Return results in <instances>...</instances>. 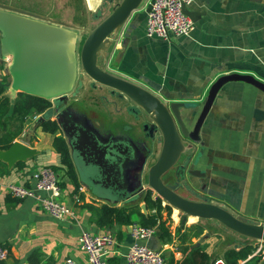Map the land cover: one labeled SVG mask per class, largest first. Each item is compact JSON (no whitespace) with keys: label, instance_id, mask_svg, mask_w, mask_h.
Masks as SVG:
<instances>
[{"label":"crops","instance_id":"crops-1","mask_svg":"<svg viewBox=\"0 0 264 264\" xmlns=\"http://www.w3.org/2000/svg\"><path fill=\"white\" fill-rule=\"evenodd\" d=\"M84 1L86 6L82 19L86 21L82 23L72 15L74 10L80 13L77 0H0V4L62 22L79 30L87 26L91 19L95 21L99 18L103 10L121 3V0ZM188 12L194 22L191 34L164 41L146 35L147 8L141 6L115 33L108 50L107 69L116 76L148 89L166 103L192 104L193 109L183 112V118L192 130L210 88L219 78L239 74L253 76L264 82V0H194L188 7ZM10 65L11 59H0V98H9L14 107L22 92L16 95L11 93L13 79ZM85 83L88 89L90 86H97L89 79ZM84 89L83 86L78 95L70 98L67 105L59 109H54L50 101V109H54L55 113H68V121L73 119L72 116L77 121H83L84 126L97 135L101 149L108 156L119 159L116 162L119 185L133 193L141 186V182L139 186L134 184L131 187L122 184L121 173L131 171L124 166V155L113 152L110 141L103 138L92 126L95 118L107 123L108 112L112 108L106 107L105 112V104L98 95L95 101H99L103 107H100L102 110L99 113L95 112L100 108L88 103L90 98L83 99L87 94L83 92ZM93 90L100 94L106 93V90L100 88ZM79 102L80 105L77 106L76 103ZM119 113L124 126L130 127L132 136L135 135L140 140L144 138L141 122H137L127 110H120ZM44 114L28 117L22 135L14 143H26L27 134ZM50 120L58 123L57 115ZM58 125L60 127L59 123ZM57 136L67 141L72 157L69 138L61 127ZM200 136L203 145H197L196 149L198 154L203 149V156L193 169L203 173L204 178L201 180L204 182L206 198L216 205L232 210L240 217L264 223V92L245 82L225 85L215 99ZM55 137L43 132L40 126L35 129L32 140L28 143L31 149L37 151L35 157L13 165L0 159V246H6L10 250L9 258L0 264H63L69 257L86 263L87 256L79 250L78 240L84 231L89 230L114 234L118 244L109 258V263L125 264V255L134 243L132 226L99 228L93 222L92 213L85 207L87 204L120 207V203L113 204L108 199L94 195L81 182L74 164L80 187L77 190L62 169L61 157L53 147ZM127 144L131 148L130 143ZM132 155H135L132 151L127 155L131 156L127 159L130 164L137 157ZM122 164L124 168L119 170ZM43 166L60 168L61 200L74 209L75 219L56 220L44 213L34 199L20 201L14 208L8 209V187L13 184L34 185L32 176ZM139 171L141 174L142 168ZM201 180H194L196 189L200 187ZM79 198L80 202H77ZM172 223L171 242L165 243L160 234L142 242L151 249L162 251L166 264H177L184 258L183 250L187 245L181 244L180 236L191 226L184 227L177 235V221L173 219ZM195 224L203 226L198 222ZM206 232L207 230L200 238ZM209 235L200 247L212 259L223 258L225 252L232 248L220 251V240L212 234ZM200 238L193 239L194 246ZM31 258L33 262L30 261Z\"/></svg>","mask_w":264,"mask_h":264},{"label":"water","instance_id":"water-1","mask_svg":"<svg viewBox=\"0 0 264 264\" xmlns=\"http://www.w3.org/2000/svg\"><path fill=\"white\" fill-rule=\"evenodd\" d=\"M144 1L121 0L113 13L100 25L94 30H86L88 36L79 56L76 52V44L80 39L79 30L62 22L0 4V59H11V93L16 95L22 92L52 101L54 109H59L67 105L70 98L80 93L86 79L109 89L111 96L131 102L137 114L140 112L142 116L148 117L152 125L150 128L145 124V131L152 133L156 130L163 136V151L158 161L149 169L147 190L157 194L168 206L181 213L182 227L186 226L189 218L216 221L245 238L264 241V223L240 217L232 210L216 205L199 194L198 201L185 200L174 192L180 183L168 187L162 180L179 162L185 151V139L192 141L195 147L203 145L200 131L217 95L225 85L245 82L264 92V82L253 76L239 74L219 78L210 88L202 112L194 128L190 130L183 118V112L193 109L192 104L166 103L148 89L116 76L109 72L107 67L99 64L101 53L107 54L115 33L141 8ZM184 12L190 15L188 7L184 8ZM97 86L93 85L92 88ZM54 109L48 110L36 121L34 128L27 134L26 143L16 142L9 150H0V159L13 165L35 157L37 151L28 145L35 129L57 115L62 131L69 138L72 158L81 182L94 195L108 199L113 204L120 203L121 207L143 200L146 191L143 185L139 187V192L133 195L119 185V172L116 170V162L119 159L116 156H108L101 149L97 135L85 127L83 121H77L73 116V119L68 121L65 112L55 113ZM137 118L141 119L139 115ZM202 156L203 149L200 150L195 165L200 162ZM190 162L189 156L185 163L177 168V176L184 182ZM188 176L200 180L204 178L203 173L197 169L189 170ZM141 208L147 215L146 204L141 205ZM209 236L206 233L194 247H200ZM258 264H264V258Z\"/></svg>","mask_w":264,"mask_h":264},{"label":"built area","instance_id":"built-area-1","mask_svg":"<svg viewBox=\"0 0 264 264\" xmlns=\"http://www.w3.org/2000/svg\"><path fill=\"white\" fill-rule=\"evenodd\" d=\"M193 1L145 0L142 6L147 8L146 35L149 38H159L164 41H171L174 37L189 36L194 29V22L184 12V8L189 7ZM61 175V171L51 166H43L32 176L34 185H10L8 187L9 195L21 201L36 200L40 209L56 220L75 219L74 209L61 200ZM77 202H80V198ZM172 219H175V216L172 215ZM159 234V226L145 227L139 223L133 224L134 243L125 255V264H166L162 251H156L142 243ZM117 244L118 240L112 233L84 231L79 237L78 248L86 254L87 262L80 263L69 257L63 264H110L109 258L113 255ZM9 255L10 250L6 246H0V262L6 261ZM263 258L264 241H257L254 252L237 264H258ZM214 264L229 263L224 259H217Z\"/></svg>","mask_w":264,"mask_h":264},{"label":"trees","instance_id":"trees-1","mask_svg":"<svg viewBox=\"0 0 264 264\" xmlns=\"http://www.w3.org/2000/svg\"><path fill=\"white\" fill-rule=\"evenodd\" d=\"M0 95H2L1 92ZM51 106L48 100L20 93L14 107H12L10 99L2 96L0 98V130L2 131L0 134V150L6 151L13 146L15 140L22 135L28 117L35 114H44ZM41 128L43 132L56 136L53 140V147L61 157L62 169L79 190V179L68 143L63 137L57 136L60 132L58 123L49 120L42 124ZM53 168L60 171L58 167L53 166ZM20 201L9 196L7 199L8 209L14 208ZM142 201L146 204L147 215L142 212L138 203L122 207L108 204L101 206L87 204L85 207L92 213L94 219L92 220L99 228L132 226L135 223L145 227L159 226L161 239L165 243L171 242L173 235L171 224L168 221L172 220L173 208L168 205L163 206L164 202L160 198L153 199L152 192L145 196ZM164 213H166V220L163 217ZM184 229V227L178 228L177 233ZM205 230L203 226L193 224L180 236L181 244L187 246L183 250L184 258L177 264H214L217 259H212L203 247L196 248L193 244V239H199L205 233ZM254 250V246L245 244L240 249H229L222 259L229 264H237L240 260L246 259ZM30 261L33 262V259L31 258Z\"/></svg>","mask_w":264,"mask_h":264},{"label":"flooded vegetation","instance_id":"flooded-vegetation-1","mask_svg":"<svg viewBox=\"0 0 264 264\" xmlns=\"http://www.w3.org/2000/svg\"><path fill=\"white\" fill-rule=\"evenodd\" d=\"M97 88H100V90H106L105 94H100L99 99L105 104V106H109L107 108H112V112H109V117H108V122L95 118L93 120V129L99 133L103 138L108 139L112 145L111 150L115 153H118L119 155H124L125 159V168H130V172H125L123 171L121 173V182L124 185H128L131 187L135 185L142 186L143 189H145V193L143 194L144 196H147L151 191H148V172L151 166H153L158 159L160 158V155L163 151L164 147V139L163 136L156 130H154L152 133L145 131L144 126L147 124L151 128V121H149L148 117L142 116L141 114H137L135 107L133 104L127 100H119L118 98L111 96V91L109 89H106L101 86H97ZM112 98V99H111ZM110 110V109H109ZM124 110V111H129L134 118H136L137 122H141V127L142 130L144 131V138L141 140L137 138V136L133 135L130 130L129 126H124L125 124L123 123L122 119H120L119 111ZM68 114V113H65ZM139 115L140 120L137 118ZM107 124V125H106ZM122 126V128H121ZM127 128V129H126ZM126 130V131H125ZM184 139V138H183ZM127 143H130L131 148H129ZM185 144V151L183 152L179 162L173 169L168 171L162 178L163 183L166 186H176L177 183H180L179 186L174 190V192L179 195L180 197L184 198L185 200L194 202L198 201L199 198L197 199V195L199 194L202 197H205V189H203V184L204 182L202 181L200 184V187L198 189L195 188L194 186V180L200 181V179H195L191 176H188L189 170L193 169L195 167V161L198 156V151L195 147V144L189 142L188 140L185 139L184 141ZM127 146V147H126ZM135 154L137 157L135 158V155L132 157L135 158V162H131L130 160H127V156L129 152ZM127 156V158L125 157ZM191 157V162L189 164V167L187 168L186 171V182L182 181L179 176H177V168L181 166L182 164L185 163L186 159L188 157ZM155 159V161H154ZM154 161L153 164L150 165V162ZM130 164V165H129ZM123 164L120 169L124 168ZM142 168V173H140V169ZM125 172V173H124ZM128 177V179H127ZM147 184V187L145 188V185ZM203 191H202V190ZM140 188H137L133 193L136 194L139 192ZM197 192V193H196ZM154 194V192H152ZM164 202V201H163Z\"/></svg>","mask_w":264,"mask_h":264},{"label":"rangeland","instance_id":"rangeland-1","mask_svg":"<svg viewBox=\"0 0 264 264\" xmlns=\"http://www.w3.org/2000/svg\"><path fill=\"white\" fill-rule=\"evenodd\" d=\"M77 2L80 4V6H79L80 7L79 12L80 13H77V11L74 10V11H72V15L74 16V18L77 17V20L79 22L81 21V23H82V22L86 21V20L82 19L83 15L85 14L84 11H85L86 5L84 4L85 3L84 0H77ZM118 3H120V2H118ZM118 5L116 4L114 6L109 7L105 11L103 10V13L101 16H99V18L95 19V21L93 19H91L87 26L79 29V38L80 39L77 41V44H76V52H77L78 56L80 55L84 41L86 40V38L88 36L86 30H94L98 25H100L106 18H108L113 13V11L117 8ZM108 52L109 51H107V54L101 53L100 59H99L100 66L105 67V68L107 67V62H108L107 61L108 60ZM84 88H85L84 91L83 90L82 91L87 92V94L83 96V99L86 100L87 98H90V100L87 101L88 103H90L96 107H99V108L103 107L99 101H95V100H97L96 98L98 97V95H100V93H98V92L96 93V91H94L91 86H90V89H88L86 83L84 84ZM76 105L79 106L80 102L76 103ZM104 107H105L104 110L106 112L107 111L106 107H109V106H104ZM101 110H102V108H100L99 110H96L95 112L99 113ZM112 110L113 109H110L109 112L110 111L112 112ZM109 112H108V117H109ZM1 132L2 131L0 130V134H1ZM154 161H155V159H154ZM154 161L150 162V165L153 164ZM146 187H147V184L145 185V188ZM158 198H159L158 195L154 193L153 199L156 200ZM138 204L141 206V205L145 204V202H143L141 200V201H139ZM165 205L167 206V203H164L163 206H165ZM173 216H175V220L177 221L176 227L180 228L181 222H182L181 213L178 210L173 209ZM163 217L166 220V213H164ZM172 221H173V219L168 221V222H170V224L173 226ZM197 222L206 228V230H207L206 233L212 234L213 236L217 237L220 240V248H219L220 251H224V250L229 249V248H234L235 246L241 247L245 244H250L254 247L257 245V241H253V240H250V239L245 238L243 236H240L237 233L227 229L226 227L222 226L221 224H219L217 222L203 221V220L195 219V221L193 223L188 222L185 227H188V226L195 224ZM177 235H178V233H177ZM218 255H220V253L217 254L216 256L219 257ZM218 259H222V258L219 257Z\"/></svg>","mask_w":264,"mask_h":264},{"label":"bare ground","instance_id":"bare-ground-1","mask_svg":"<svg viewBox=\"0 0 264 264\" xmlns=\"http://www.w3.org/2000/svg\"><path fill=\"white\" fill-rule=\"evenodd\" d=\"M191 220H193V222L195 221V218H189V222L190 223H193V222H191Z\"/></svg>","mask_w":264,"mask_h":264}]
</instances>
